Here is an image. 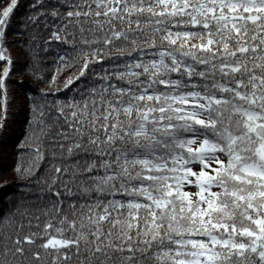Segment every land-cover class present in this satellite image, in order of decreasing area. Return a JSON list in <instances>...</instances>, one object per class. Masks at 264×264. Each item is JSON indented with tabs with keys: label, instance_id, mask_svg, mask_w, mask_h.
Wrapping results in <instances>:
<instances>
[{
	"label": "snow or ice",
	"instance_id": "1",
	"mask_svg": "<svg viewBox=\"0 0 264 264\" xmlns=\"http://www.w3.org/2000/svg\"><path fill=\"white\" fill-rule=\"evenodd\" d=\"M52 3L80 34L59 57L76 68L59 84L32 74L40 95L63 90L51 103L67 162L48 165L47 207L4 240L0 264H264V0ZM17 5L0 0L5 94ZM30 148L35 175L44 153ZM16 173L31 182L19 161Z\"/></svg>",
	"mask_w": 264,
	"mask_h": 264
},
{
	"label": "trees",
	"instance_id": "2",
	"mask_svg": "<svg viewBox=\"0 0 264 264\" xmlns=\"http://www.w3.org/2000/svg\"><path fill=\"white\" fill-rule=\"evenodd\" d=\"M35 2L36 0H18L3 41L5 55L12 57V70L6 78V94L0 93V114L3 113V105H7L5 123L0 127V248L6 238L10 241L22 220L25 222L23 231L27 232L28 216H35L37 211L42 212L47 207L48 198L45 196L41 200L38 189L45 187L48 177L52 174L53 169L48 165L67 162L59 159L60 150L54 141L57 125L63 124V118L56 119L57 113L51 103L54 98H64L63 90L59 96L55 92H50L46 97L40 95L39 88L45 85L38 84L32 73L39 72L42 77L48 79L56 73L57 83L62 82L76 68V65L60 67L59 57L71 58L75 54L73 46L66 43L64 37L67 34L68 40H79L80 34L77 31L73 37L71 33L74 26L67 19H60L64 12L68 11L67 8L61 9L58 17L51 15V8L54 6L52 0H43L44 12L37 15L35 20L31 19L34 13L30 10V5ZM61 2L76 4L81 0ZM39 11L40 9H35V12ZM61 25L64 26L63 30ZM53 31L58 32L61 39L52 37ZM28 93L35 95L36 99H27ZM33 103L37 105L36 116L43 124L37 119H32L31 125L29 124V118L33 115ZM36 144H40L44 159L36 168L35 175H29L23 170L30 166L35 167V152L30 145ZM53 152L57 157L55 160L51 156ZM18 161L23 177H27L30 183L21 182L22 177L17 176ZM5 216H8L7 221L4 220ZM24 264L28 262L25 261ZM47 264H52L50 256L47 258ZM68 264H76L75 255Z\"/></svg>",
	"mask_w": 264,
	"mask_h": 264
}]
</instances>
